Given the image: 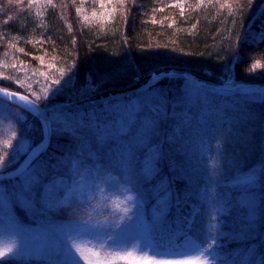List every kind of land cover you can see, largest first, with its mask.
<instances>
[{
	"label": "trees",
	"instance_id": "16d2710c",
	"mask_svg": "<svg viewBox=\"0 0 264 264\" xmlns=\"http://www.w3.org/2000/svg\"><path fill=\"white\" fill-rule=\"evenodd\" d=\"M104 2L106 7L102 9L101 0H51V4L47 0L35 3L0 0V73L23 79L26 86L21 89L11 80L0 82V87L21 91L49 110L100 113L99 106H106L109 101H137L130 105L123 124H117L103 138L98 136L95 126L87 124L83 126H87V131L81 127L76 133L74 144L68 136L53 138L42 157L51 166L41 171L38 180L27 171L19 177L33 178L32 185L40 189L39 197L32 191L38 202L43 198L46 183L66 174L69 159L56 163L64 154L79 151L82 159L87 152L108 150L113 154L114 145L119 156L123 145L129 143L136 162L143 163L139 149L154 141L162 150L159 167L156 173L140 175L136 184L137 192L146 195L143 208L152 245L176 250L192 239L203 250H208V255L211 252L209 257L213 264H264V180H259V176L264 175V40H261L264 0H213L212 4L207 0L203 4L200 0H184L183 15L180 8L171 6L175 0ZM222 3L230 7L222 9L219 7ZM112 7L117 10L106 16L105 12ZM85 16L89 18L87 21ZM40 57L44 58L43 65ZM5 64H22L24 71L5 68ZM50 65H55V69L49 68ZM40 72H48L47 80ZM170 72L184 73L195 81L220 86L230 83L226 74L231 73L232 79L242 86L232 94L197 88L203 93H198L194 100L200 107L213 110L222 101H236L238 106L234 111L224 110L231 122L225 129L227 136L221 137L223 155L216 160L218 165L211 172L206 167L209 164L206 156L198 154L203 132L195 119L178 126L170 116L164 121L155 116L152 132H146V124L142 132L139 127L135 129L133 123L143 111L151 108L150 104L155 105L153 95L157 91L166 94L168 108L190 100L191 93L186 91L196 85L189 80L185 82L183 77L165 76L130 97L87 108L59 107L62 103L80 104L133 90L152 79L153 73ZM69 77L70 82L64 83ZM41 78L50 82L60 79L59 93L37 100L36 95L40 96L43 88ZM4 105L24 117L23 121H17L11 114H6V119L0 118V155L9 154L5 157L8 165L25 124L28 129L25 142L29 145L41 141L42 134L40 121L33 114L0 99V107ZM135 107L136 110L131 111ZM108 115L113 113L109 111ZM101 118L107 120V116ZM119 119L118 113L113 116V120ZM12 132H17V137H12ZM5 140H10L12 146H5ZM226 156L228 162H225ZM24 157L22 154L11 160V165L3 172L18 166ZM257 178L259 182L249 191L238 186ZM14 181L4 180L0 184ZM212 194L222 214L212 203ZM13 207L21 221H28L20 200H16ZM71 209V205H65L53 215L57 219H73L77 214L73 215ZM212 237L217 238L214 250L208 249ZM0 264L17 263L3 260Z\"/></svg>",
	"mask_w": 264,
	"mask_h": 264
},
{
	"label": "rangeland",
	"instance_id": "374dc122",
	"mask_svg": "<svg viewBox=\"0 0 264 264\" xmlns=\"http://www.w3.org/2000/svg\"><path fill=\"white\" fill-rule=\"evenodd\" d=\"M40 85H42L43 88L40 91L39 97H45L46 99L51 98L53 96V88L56 86L45 79L40 80ZM197 88H207V86L205 87V85L197 84L193 89H188L186 92L191 93V99L183 100L172 108H168L167 106L165 93L161 96L160 93L162 92H155L153 95L156 98L154 101L155 105L150 104L151 108L143 111L141 116L133 121V123H135V129L139 127L142 132H144V126L146 124V132H152L153 126L151 127V125L155 116L163 121L170 116L178 126L185 125V122L195 119L201 124L198 129L203 132L198 142V144H201V153L198 154L206 156V160L209 162L206 167L207 169L210 168L211 172L212 169L214 170L218 165L216 160L223 155L220 151L222 149L221 137L225 134V136H227L225 129H227V124L231 122L230 117L226 116L227 111L224 110L228 109L234 111L238 106H236V101L232 103L222 101L219 103V107L213 110H208L205 106L200 107L194 102L195 96L199 95L198 93L203 94L201 92L202 90ZM216 88L217 87H213L211 90L223 94H232L230 90L233 88H228L224 85L218 89ZM44 89H48V93H45L43 91ZM58 93L59 91L56 92V94ZM157 105L159 110L155 111ZM11 109L12 108L4 105V107H0V113L10 115ZM132 110H136V107L132 108L131 111ZM137 110L139 111V109ZM155 125L159 126L160 124L159 122H155ZM83 128L87 131V126ZM228 135H231V133ZM27 143L28 142H25V144L22 145L21 151H27L29 145V143ZM125 147H129V143L123 145L121 154ZM105 153H108V155H105ZM121 154L119 156L116 155L114 145L113 154L108 150L103 152H87L83 159L86 161L80 166L79 174H73L69 170V161L67 163L66 174L53 178L50 182L46 183L42 189L43 198L38 202L33 198L32 191L30 193L31 199H26L24 195V189L33 184V178L26 179L23 177L21 181L15 180L7 185L0 184V231H4L0 234V250L7 253L10 245L14 246L15 250V246H18L21 240V250L18 257L15 256L13 252L8 253L5 257L0 259L9 262L13 261L17 264H36L37 262L46 264H80L79 260L75 257L69 260L70 250L65 238V233L78 228V225L72 224L69 221L78 219L84 220L87 219L88 214H90L96 221L104 222L107 220L108 223L118 222L120 216L123 214L114 213L112 211V201L116 199L123 200L126 195H136L134 191H126V188L131 186L125 185L121 180L120 172L114 169L126 166L125 162L121 161L119 158ZM228 161L229 159L226 156L225 162ZM89 169L90 171H88ZM23 174L20 176H23ZM96 174L104 176L105 181H107V183L96 181L105 191L103 193H97L96 198L91 200V205L87 203L74 204L72 201H69L66 205H71V210H77V217L75 216L73 219L66 220L57 219L53 215V212L60 209L61 207L59 206L71 195L68 193L69 186L76 185L81 191L87 193L89 185L97 179ZM109 176L121 181L119 188L110 187L112 181L108 180ZM35 178L37 179V177ZM6 191L7 194H5ZM61 191L67 193L63 200L59 197V192ZM138 194L140 199L139 207L135 209L136 215L132 220L115 230L111 228L90 229L88 232H81L80 234L74 233L73 242L84 247L99 248L100 240L110 236L112 239L105 242V248L102 251L123 252L134 250L138 254L147 253L150 256L160 251L181 252L187 255L168 257L157 256V258L181 261L186 260L188 257H201V264H212L205 251L192 239L188 240L182 247L180 246L176 250L153 246L147 234V220L143 208L146 195L141 192H138ZM102 196L107 199V208H103ZM16 200H20L22 208L25 209L28 221H21L14 211L13 206ZM97 203L101 204L103 210L93 212L92 207ZM129 206L132 207L131 205ZM9 231H14L17 234L10 233ZM73 251H75V249H73ZM118 262L124 261H117L116 263Z\"/></svg>",
	"mask_w": 264,
	"mask_h": 264
},
{
	"label": "snow or ice",
	"instance_id": "6c2138e0",
	"mask_svg": "<svg viewBox=\"0 0 264 264\" xmlns=\"http://www.w3.org/2000/svg\"><path fill=\"white\" fill-rule=\"evenodd\" d=\"M36 0H30V3H35ZM49 4H51V0H47ZM108 2H111V0H108ZM118 4L125 3V0H116ZM205 0H200V4H203ZM207 3L212 4L213 0H207ZM172 7H178L180 8L181 15H183L184 11V0H175V3L171 5ZM100 7L103 9L106 7V4L104 0H101ZM220 8L230 7L228 4H220ZM116 7H112L111 11H106L105 15L110 16L111 12L116 11ZM95 15V12H94ZM89 18L87 16L84 17V20H88ZM195 27V25H193ZM261 40H264V36H261ZM15 47V45H13ZM20 51L23 53L24 49H20ZM44 58L40 57V63L43 65ZM5 68L12 67L14 69H18V71H24L23 65L20 66L16 64L12 65H4ZM51 69H55V65L48 66ZM256 65H253V68H255ZM40 76L44 77L46 80L48 78V72H40ZM61 76L64 75V72L61 71ZM169 77L174 78V75L172 73H153L152 78L153 80H160L162 77ZM188 75L184 74L183 79L185 82L188 80ZM226 79L230 81V83L227 85H231L232 88L240 90L239 85L236 83L235 80L232 79L231 73L226 74ZM14 80V83L16 86H20L21 89H25V85L23 83V79H16L12 76H4L3 73H0V82L4 81H11ZM70 77L68 80H65L64 83H69ZM52 85L56 86L53 88L52 95H54L56 92L60 90L61 80L60 79H54L51 81ZM226 86V87H227ZM89 91L93 90L92 88L88 89ZM45 93H48V89L43 90ZM150 91H154V89L150 88ZM0 96H3L5 98H10L13 101H21L23 103L20 104V107L24 108L27 112L33 114L39 121L41 125V134L42 139L41 142L35 146L28 145L27 151H21L22 145L25 144V132L28 131L27 126L25 124V127L21 129L20 132V138L17 141L15 151L12 154L11 160H14L17 156L24 155L26 162V171L32 173L35 177H39L42 170H46L48 167L51 166V164H46L45 161L42 159L44 153L47 151L48 147L51 145V140L57 136H68L71 137V140L73 144L76 142V133L79 132L80 128L87 125H93L96 128V131L98 133V136L100 138L105 137L111 129H113L117 124H123V118L127 116L129 112V107L133 103H136L137 101H131L129 103H121L119 101H109L108 105H102L99 106L101 109L100 113H97L95 110H83V111H72L71 109H60L55 108L52 110H49L48 106L40 107L37 105L34 100L29 98V95H23L21 94V91H9L7 87H0ZM32 95H35V93H32ZM161 96H163V93H160ZM36 99L39 100L40 97L36 95ZM156 110H159V107L157 105ZM109 111L113 113V115H108ZM119 114L120 119L119 120H113V116L116 114ZM11 115L16 118L17 121H23L24 117L20 114L15 112L14 109L11 110ZM102 115L107 116V120H102ZM0 118L6 119L7 116L5 113H0ZM111 122V123H109ZM12 137H17V132H12ZM126 139V137H124ZM111 143V142H109ZM5 146L11 147V141L5 140L4 141ZM96 147V144H93V148ZM39 149V151H37ZM153 149H155V153L153 152ZM162 150L156 147V143L154 141L149 142L147 144H144L139 149L140 154V160L143 161V163H137L135 160V156L132 155V149L130 147H125L123 153L119 157L121 161H124L126 166H122L119 169L114 168L118 170L121 174V180L125 185H130L131 187H127L126 191L131 192L133 189L136 191V195H126L123 200L116 199L112 201V211L114 213H122L123 215L120 216V219L118 222L108 223L107 220L104 222L96 221L92 218L90 214H88V218L84 220H75V221H69L72 224L78 225V228L76 230L67 231L65 233V238L67 240L68 248L70 250V257L69 260H71L72 257H75L79 260L80 264H116L117 261H124L126 264H201V257H188L186 260H172V259H165V258H157L159 257H168V256H186V253L181 252H167V251H160L157 252L155 255H148L147 253L144 254H138L137 252L133 251H102L105 248V242L112 239V237H104L100 240L99 248L96 247H84L80 244H76L73 242V234H80L81 232H88L90 229H105V228H111L113 230L119 229L121 222L123 224L127 223L128 221L132 220L133 217L136 215L135 209L139 207V194L136 190V184L137 179L140 175H147L149 173L155 172L157 167H159V162L161 159L160 152ZM35 153V155H32ZM9 154L5 152L3 155H0V181L3 180H13L20 181L21 177L16 176L13 177L12 174L5 175L3 173V169L7 166L11 165V160L8 161V165L5 164V157H7ZM82 153L76 152L73 153H66L63 155V157L60 159V161H56V163H59L63 161L65 158H68L69 163V170L74 174H79L80 166L85 162L86 160H83L81 158ZM28 157H31V159H28ZM89 164H91L89 161H87ZM24 165V166H25ZM90 171V169L88 170ZM97 179L94 180L89 185V190L87 193H84L81 191L78 186H69L68 193L71 195L68 196V199L64 201L59 207H63L64 205L68 204L69 201H72L74 204H80V203H87L91 205V200L96 198L97 193H103L105 191L104 188H101L100 185L96 181H100L102 183H107L105 181L104 176L96 174ZM210 178L212 179V176L210 175ZM108 180L112 181L110 187L111 188H119L120 187V180H116L114 177L109 176ZM259 180H264V175L259 176ZM258 181V178L251 182H245L242 186L248 191L254 187V184H256ZM6 188V187H5ZM30 189V190H29ZM31 191H35L37 193V196L40 195V189L38 185H30L28 188L24 189V195L26 199H31ZM7 194V191L6 193ZM67 195L66 192L61 191L59 193V197L63 200V198ZM212 203L216 206L217 212L219 214L221 213V207L218 203V201L215 198V195L212 194ZM101 200L103 201V208H107V199L103 196L101 197ZM131 205L132 207H130ZM103 210L100 203H97L95 206L92 207L93 212H99ZM73 215L77 214V210L73 209ZM4 231H0V234H2ZM10 233L17 234L14 231H9ZM20 238V237H19ZM217 243V238L212 237L209 244L208 249H213ZM75 249V251H73ZM21 250V240L18 246H9L7 253L3 250H0V258L5 257L8 253H13L14 255L18 257V254ZM208 252V250H205ZM209 255H211V252H209ZM0 261H3L0 259Z\"/></svg>",
	"mask_w": 264,
	"mask_h": 264
},
{
	"label": "water",
	"instance_id": "95a60500",
	"mask_svg": "<svg viewBox=\"0 0 264 264\" xmlns=\"http://www.w3.org/2000/svg\"><path fill=\"white\" fill-rule=\"evenodd\" d=\"M9 91H11V90H9ZM21 94L26 95V94H24V93H21ZM0 95H2V94H0ZM0 98L3 99V100L9 101V102L15 103V104H17V105H19V106H20L21 103H23V102H21V101H13L12 99H10V98H5V97H3V96H0ZM29 98L32 99V100H34V99H33L32 97H30V96H29ZM34 102H35L37 105H39L40 107H43V106H41L36 100H34ZM40 142H41V141H40ZM40 142H38L37 144H39ZM37 144H36V145H37ZM37 151H39V149H37ZM32 155H35V153H33ZM28 159H31V157H28ZM26 162H27V160L24 159V160L20 163V165H19L18 167L14 168V169H12V170H10V171H8V172H5L4 174L7 175V174L10 173V174H12L13 177H16V176L21 175L22 173H24V172L26 171V165H25ZM24 165H25V166H24Z\"/></svg>",
	"mask_w": 264,
	"mask_h": 264
},
{
	"label": "clouds",
	"instance_id": "9594fccd",
	"mask_svg": "<svg viewBox=\"0 0 264 264\" xmlns=\"http://www.w3.org/2000/svg\"><path fill=\"white\" fill-rule=\"evenodd\" d=\"M123 225V222H121L120 226Z\"/></svg>",
	"mask_w": 264,
	"mask_h": 264
}]
</instances>
